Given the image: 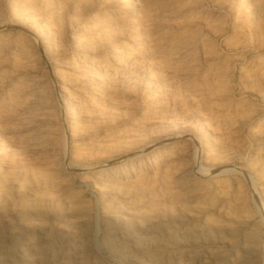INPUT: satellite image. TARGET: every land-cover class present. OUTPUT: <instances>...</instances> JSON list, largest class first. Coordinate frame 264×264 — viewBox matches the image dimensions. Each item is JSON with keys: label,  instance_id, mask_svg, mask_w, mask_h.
<instances>
[{"label": "rangeland", "instance_id": "obj_1", "mask_svg": "<svg viewBox=\"0 0 264 264\" xmlns=\"http://www.w3.org/2000/svg\"><path fill=\"white\" fill-rule=\"evenodd\" d=\"M0 264H264V0H0Z\"/></svg>", "mask_w": 264, "mask_h": 264}, {"label": "bare ground", "instance_id": "obj_2", "mask_svg": "<svg viewBox=\"0 0 264 264\" xmlns=\"http://www.w3.org/2000/svg\"><path fill=\"white\" fill-rule=\"evenodd\" d=\"M149 145V144H148ZM64 160V159H63ZM59 165V164H58ZM57 165V166H58ZM65 168V165H64V162L62 161V163L58 166V169L61 171V170H63ZM59 171V172H60ZM64 171V170H63Z\"/></svg>", "mask_w": 264, "mask_h": 264}]
</instances>
